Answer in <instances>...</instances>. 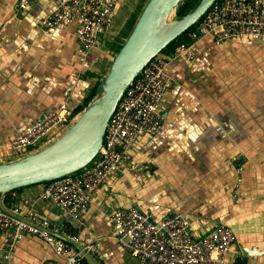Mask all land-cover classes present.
Returning a JSON list of instances; mask_svg holds the SVG:
<instances>
[{
	"label": "crops",
	"instance_id": "crops-1",
	"mask_svg": "<svg viewBox=\"0 0 264 264\" xmlns=\"http://www.w3.org/2000/svg\"><path fill=\"white\" fill-rule=\"evenodd\" d=\"M147 1L120 0L97 46L84 52L76 22L42 25L55 0H37L26 10L19 0H0V163L17 159L9 145L14 135L62 105L82 104L98 88ZM169 74L161 131L136 140L123 168L93 194L80 220L43 200V183L6 193L1 205L62 223L90 246L88 264H137L116 241L111 221L116 208L127 206L158 218L180 211L194 237L218 223L231 225L237 241L228 258L264 264V41L217 44L205 37L196 43L195 58L173 62ZM134 166L142 170L140 179ZM13 233L0 230V251L9 246V264H66L42 238L12 240ZM243 247L259 253L244 256Z\"/></svg>",
	"mask_w": 264,
	"mask_h": 264
},
{
	"label": "built area",
	"instance_id": "built-area-1",
	"mask_svg": "<svg viewBox=\"0 0 264 264\" xmlns=\"http://www.w3.org/2000/svg\"><path fill=\"white\" fill-rule=\"evenodd\" d=\"M35 1L19 0L18 7L26 10ZM119 1L55 0L42 25L52 28L76 22V37L82 50L88 52L110 27ZM190 34V42H181L170 52L159 53L144 67L112 114L103 146L95 159L75 173L43 182L40 194L43 200L53 201L67 217L80 220L93 194L111 174L123 168L136 140L161 131L164 120L161 105L171 85V64L194 59L196 43L205 37H211L217 44L240 39L264 41V0H217ZM76 117L72 109L62 105L59 110L34 121L10 139L15 158L47 145L54 132L61 135ZM133 169L140 179L141 168L134 166ZM4 195L0 193V230H13L14 239H20L23 234L42 238L66 264H81L90 246L79 235L32 209L3 207ZM111 221L116 241L137 264H245L228 258L231 245L237 241V232L226 223H218L206 234L194 237L189 220L182 212L173 211L158 218L140 206L116 208Z\"/></svg>",
	"mask_w": 264,
	"mask_h": 264
},
{
	"label": "water",
	"instance_id": "water-1",
	"mask_svg": "<svg viewBox=\"0 0 264 264\" xmlns=\"http://www.w3.org/2000/svg\"><path fill=\"white\" fill-rule=\"evenodd\" d=\"M216 1L200 0L190 12L177 17L181 0H148L95 96L75 121L41 149L0 163V193L56 180L89 165L103 146L107 124L126 89L155 56L191 29ZM8 248L0 251L3 264H9L4 255ZM242 253L251 257L259 252L255 247H243Z\"/></svg>",
	"mask_w": 264,
	"mask_h": 264
},
{
	"label": "trees",
	"instance_id": "trees-1",
	"mask_svg": "<svg viewBox=\"0 0 264 264\" xmlns=\"http://www.w3.org/2000/svg\"><path fill=\"white\" fill-rule=\"evenodd\" d=\"M199 1L200 0H181V2L179 4V8L177 10V16L182 17L186 13L190 12L199 3ZM194 28H195V25L191 29L186 31L185 33L181 34L173 42H171L162 52H165V53L170 52L177 44H179L181 42H190L191 41V34L190 33H191L192 29H194ZM123 43L124 42L121 43V46ZM97 89H98L97 87L93 88L90 91V93L88 94L85 101L82 104H79L72 109L74 114H78L80 111H82V109L88 104V102L95 96ZM86 261H87L86 259L82 260L81 264H88ZM237 261L239 263H243V261L240 259H238ZM0 264H2L1 261H0Z\"/></svg>",
	"mask_w": 264,
	"mask_h": 264
},
{
	"label": "rangeland",
	"instance_id": "rangeland-1",
	"mask_svg": "<svg viewBox=\"0 0 264 264\" xmlns=\"http://www.w3.org/2000/svg\"><path fill=\"white\" fill-rule=\"evenodd\" d=\"M176 16H177V15H176ZM176 16H174V17H176ZM174 17H173V18H174ZM177 17H178V16H177ZM77 115H78V114H77ZM15 156H17V155H15ZM15 156H13V157H15Z\"/></svg>",
	"mask_w": 264,
	"mask_h": 264
}]
</instances>
